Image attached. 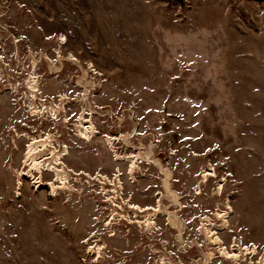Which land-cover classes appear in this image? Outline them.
I'll return each mask as SVG.
<instances>
[{
  "label": "rangeland",
  "instance_id": "1",
  "mask_svg": "<svg viewBox=\"0 0 264 264\" xmlns=\"http://www.w3.org/2000/svg\"><path fill=\"white\" fill-rule=\"evenodd\" d=\"M32 72L37 99L26 84ZM42 103L61 106L59 117L35 113ZM84 104L101 133L91 141L76 125ZM105 134L127 135L115 143L119 154L150 151V159L130 175ZM38 135L68 149L70 192L50 190V172L39 188L20 177ZM117 176V201L130 215L128 202L154 209L161 200L155 229L122 219L105 226L111 207L99 183ZM167 211L184 224L183 245ZM207 218L228 250L256 253L219 257ZM95 244L107 247L100 258L89 252ZM262 256L264 0H0V264H257Z\"/></svg>",
  "mask_w": 264,
  "mask_h": 264
},
{
  "label": "bare ground",
  "instance_id": "2",
  "mask_svg": "<svg viewBox=\"0 0 264 264\" xmlns=\"http://www.w3.org/2000/svg\"><path fill=\"white\" fill-rule=\"evenodd\" d=\"M71 57H73V56H71ZM34 66H36L35 61H34ZM84 74L85 75L87 74L86 70H84ZM36 76L37 75L34 72H32L30 77L26 81L27 88L31 91V97H33L34 99L38 98L37 95L39 92L38 78ZM85 90L87 91V89H85ZM27 92H28V90H27ZM63 96L61 97V101H63ZM82 97H83V99H82L83 102L85 101L86 105H89L88 101H87V99H88L87 92ZM84 106H85V104L83 105V109L81 110V113L78 117L76 125H77V130L79 133V138H81L82 140L91 141L93 138L99 136L101 133L93 122V115L95 112L91 108L88 109ZM32 108H33L35 113L51 114L52 116H55L54 119H57L59 117V115L61 114V110H62L61 106H59L58 104L47 105L44 103L40 104V106H38V107L34 106ZM52 136H54V135H52ZM52 136L46 135V137H44L43 135H38V136L32 137V138L28 137V138H30L31 144H29L27 152H26V159L24 161V167L25 168L21 172L19 171V174H20V177L27 176V177L32 178L35 186H37L39 188V187H41V185L44 184L43 173L44 172H50L54 175V178L47 183V186H49V189L52 190L53 192L59 191L62 189H64V190L68 189V191H69V190H71L70 189V179H69L70 175L68 176L69 168L63 162V157L67 155L68 149H66V150L63 149L64 151H62V152L59 150L60 152H58L54 143H53ZM103 138L105 139V141L109 145L111 151H113L117 160L127 161L129 163L128 172L130 175H134V173L136 172L137 165L139 163L147 162V160L150 159L149 158L150 154H151L150 151L145 152V153L142 151H139L138 154H128V153L119 154L115 150V143L120 142L122 139H125L126 143H129V140L127 139V135H125V134H122L120 136L119 135L118 136H110V135L105 134V135H103ZM129 146H132V145H129ZM45 151L49 152L48 154L47 153H45V154H47L49 156L51 155L54 157L52 161L46 162L45 160H43L44 155L42 156L41 153L45 152ZM152 164H155V163H152ZM209 169H211V168L208 167V168H205L203 170V175H202L203 179H201V180H203L202 182H206L208 179V176H212L211 173L207 172V170H209ZM161 170H162V168H161ZM71 172H73V171H71ZM35 174H37V176H35ZM166 174H167V176H166L165 182L163 181L164 182L163 185H164L165 189L167 190L168 196H170L172 202H174V204H175V203H177V193L171 189L170 184H169V179L171 178L170 177L171 172L168 171ZM116 175H117V173H116ZM88 177H90V176H88ZM106 180H107L106 182L104 180L102 181L104 184L100 183L101 184L100 187H101L103 196L107 197L106 200L110 204V207H111L110 208L111 213L108 215V217L105 220V222H106L105 226L106 227L107 226L109 227L111 224H114V223L119 224V223H116L115 220L121 221V219H122L123 221L127 222L128 224L137 225V227L142 228L146 231H150V230L156 228L157 213L161 212L162 208H163L161 205V202H160L161 200L158 202V206L154 209L153 208L150 209L148 207L142 208L139 205H135V204H132L131 202H128V204H130V208H132L134 210V211H132V214L130 215V212H126L123 205L119 204L117 201L122 197V193H121L122 182H121L120 178L117 176L115 183L112 182L113 180H111V181L109 179H106ZM95 181H97V180H95ZM84 183L89 184L88 181L84 182ZM107 183L111 187H109L108 185H105ZM116 184H117V186H116ZM222 188H223V184L221 183L219 185V189L221 190ZM198 190H201L200 186H198ZM177 205H178V203H177ZM105 208H107V207H105ZM167 212L168 213L166 216H167V220H168L170 226L172 225V227L176 228V230H177L176 240L178 242V245H183L184 241H185L184 236H183L184 224L182 223V221H179L180 219L178 220L177 215H175L173 212H170V211H167ZM217 214L218 215L222 214V216L224 217V224L223 225L226 226L228 224V220H227L228 214L226 212H223V213L218 212ZM113 221H114V223H113ZM205 221L207 222V224L205 226V233H204L205 237L207 238V241L210 242V244L218 246L217 250H218L219 257H223L226 259H234L237 262L240 255H241V251L245 252L246 255L247 254H253L254 255L256 253V248H253L252 250H250L247 247H245L243 249L241 248L239 251L240 253H237L236 251H234V249H233V251L228 250L225 247V245L223 244V241L221 240V238L216 233V231L213 230L214 226H215L214 221L210 218H207ZM116 234L117 233L115 230H111V234H109V237L114 238L116 236ZM92 238H96V236L94 235ZM85 244H89V241L86 240ZM193 246H194V244H191V246L190 247L188 246L187 248L190 249ZM105 248H107L105 246V244H95L94 246L92 245L89 248V250H90L89 252H90V254L93 253V254L98 255L100 258V257H102L101 251H103ZM153 252H158V251L153 250ZM203 256H204V254H203ZM214 258H215V253H214V251H212L210 249V251L207 254H205V260L208 261V263H210L211 260H213ZM200 261H202V258L197 259V261H195V262L198 263ZM124 264H127V263H124ZM161 264H173V263H172V261L166 262L165 259H162ZM193 264H195V263H193ZM257 264H264V256H262L260 258V260L257 262Z\"/></svg>",
  "mask_w": 264,
  "mask_h": 264
},
{
  "label": "built area",
  "instance_id": "3",
  "mask_svg": "<svg viewBox=\"0 0 264 264\" xmlns=\"http://www.w3.org/2000/svg\"><path fill=\"white\" fill-rule=\"evenodd\" d=\"M99 185H101V184L99 183ZM99 187H100V186H99ZM100 188H101V187H100ZM101 194H103V193H102V190H101ZM257 255H258V254H257ZM257 255H255L254 257H256Z\"/></svg>",
  "mask_w": 264,
  "mask_h": 264
},
{
  "label": "flooded vegetation",
  "instance_id": "4",
  "mask_svg": "<svg viewBox=\"0 0 264 264\" xmlns=\"http://www.w3.org/2000/svg\"><path fill=\"white\" fill-rule=\"evenodd\" d=\"M110 208V207H109ZM153 264V263H152Z\"/></svg>",
  "mask_w": 264,
  "mask_h": 264
}]
</instances>
